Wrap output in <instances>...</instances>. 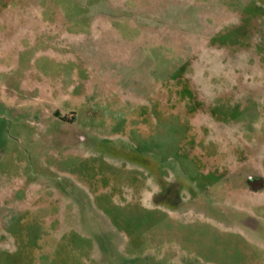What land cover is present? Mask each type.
Instances as JSON below:
<instances>
[{
    "label": "rangeland",
    "instance_id": "1",
    "mask_svg": "<svg viewBox=\"0 0 264 264\" xmlns=\"http://www.w3.org/2000/svg\"><path fill=\"white\" fill-rule=\"evenodd\" d=\"M0 264H264V0H0Z\"/></svg>",
    "mask_w": 264,
    "mask_h": 264
},
{
    "label": "flooded vegetation",
    "instance_id": "2",
    "mask_svg": "<svg viewBox=\"0 0 264 264\" xmlns=\"http://www.w3.org/2000/svg\"><path fill=\"white\" fill-rule=\"evenodd\" d=\"M245 182H246V186L252 190L254 189L256 184L261 183L260 177H251V176L249 177V179H246ZM248 184H249V186H248Z\"/></svg>",
    "mask_w": 264,
    "mask_h": 264
}]
</instances>
